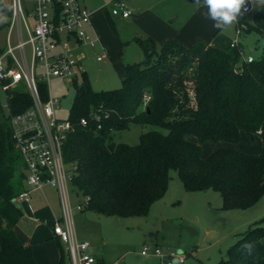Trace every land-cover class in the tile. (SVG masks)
<instances>
[{
	"label": "trees",
	"instance_id": "obj_1",
	"mask_svg": "<svg viewBox=\"0 0 264 264\" xmlns=\"http://www.w3.org/2000/svg\"><path fill=\"white\" fill-rule=\"evenodd\" d=\"M247 15H239L238 26L263 40L262 53L252 62L242 61L238 49L201 41L190 47L168 41L158 48L152 37H138L146 57L123 65L120 87L95 90L86 72L74 82L68 118L74 130L63 156L77 167L74 186L90 198L84 210L146 215L165 196L172 170L188 192H220L222 209L247 208L259 200L264 194V3L251 22ZM39 87L47 99L46 84ZM7 104L8 115L0 105V264H36L32 246L15 229L23 217L18 195L26 188V174L10 125L11 115L30 107L32 98L19 87L8 91ZM83 117L87 125L80 123ZM132 124L159 129L142 132L134 145L116 142L115 133ZM242 131L252 142L262 139L259 153L219 147L202 157V143H237ZM61 253L60 264H68L63 244ZM217 264H264V227L250 226Z\"/></svg>",
	"mask_w": 264,
	"mask_h": 264
},
{
	"label": "rangeland",
	"instance_id": "obj_2",
	"mask_svg": "<svg viewBox=\"0 0 264 264\" xmlns=\"http://www.w3.org/2000/svg\"><path fill=\"white\" fill-rule=\"evenodd\" d=\"M7 3L10 0H5ZM83 3V0H81ZM90 2V0H85ZM104 7L107 0H93ZM128 6L129 0H125ZM140 8L160 7L175 17L174 24L191 16L197 8L195 0H133ZM27 2V0H24ZM264 0H254L252 12L247 15L248 22L253 20L254 13ZM203 4V0H201ZM111 6L105 7L109 15ZM115 30L121 35L109 46H84L87 56L83 61L84 69L95 90L118 88L124 78V64L140 62L146 55L136 42L141 34L134 32L128 23H123L110 16ZM31 23V22H30ZM248 25H245V29ZM142 33V32H140ZM237 36V22L221 30L215 42L217 46L227 49L230 41ZM240 41L246 54L259 57L262 53L263 40L255 32L241 31ZM160 48L161 44H157ZM233 50V49H232ZM231 50V51H232ZM99 52H106L108 58L101 62L97 59ZM82 77L78 78L81 82ZM50 96L59 100L56 115L68 119L72 108L76 87L72 82L53 78L49 83ZM2 112L9 114L7 95L0 89ZM0 108V109H1ZM3 113H1L3 115ZM5 117V115H4ZM150 129H159L151 125L132 124L129 129L115 133L116 142L131 145L139 142L140 134ZM167 132L166 130H164ZM71 196L80 200L74 192L77 188L69 183ZM74 200V203H75ZM73 203V204H74ZM223 199L218 191L208 190L188 192L176 170L171 171V180L165 196L154 202L148 214L130 217H111L98 215L87 210L77 212L74 209L73 222L75 230L90 235L87 238L95 255L102 256L107 264L116 261L121 264H163V258L155 254L143 255L144 246L159 247L163 253L171 250H182L186 255L184 264H217L227 257L228 249L239 239L250 226L259 223L264 227V194L252 206L247 208L222 209ZM82 217L76 219V214ZM70 264V262H68Z\"/></svg>",
	"mask_w": 264,
	"mask_h": 264
},
{
	"label": "built area",
	"instance_id": "obj_3",
	"mask_svg": "<svg viewBox=\"0 0 264 264\" xmlns=\"http://www.w3.org/2000/svg\"><path fill=\"white\" fill-rule=\"evenodd\" d=\"M109 3L115 17L128 18L133 13L125 0H109ZM253 4L254 0H246L240 15L251 13ZM10 11L6 45L0 53V89L7 94L12 89L25 87L32 98L30 107L10 117L14 146L21 155L26 174V188L20 192L18 200L29 198L33 189L45 184L56 188L60 193L63 217L54 223L53 233L62 242L70 264H103L90 252V242L79 240L75 234L74 209L83 211L90 198L77 189L74 194L81 198L72 204L69 183L73 184L77 167L65 162L63 145L74 126L69 119L57 117L59 100L50 96L49 89L53 78L74 84L86 72L77 50L97 44L87 30L92 11L81 0H12ZM30 19L34 20L32 27ZM236 22L237 36L230 42V48L239 50L242 61L252 62L255 56H246L240 41L239 16ZM105 58V52L97 57L99 61ZM40 83L46 84L47 99L41 95ZM145 99L148 102L150 97ZM93 115L100 118L97 113ZM80 123L87 125L88 119L83 117ZM150 253L163 258V264L174 261L184 264L186 260V255L179 250L163 253L159 247L144 246L142 254Z\"/></svg>",
	"mask_w": 264,
	"mask_h": 264
},
{
	"label": "crops",
	"instance_id": "obj_4",
	"mask_svg": "<svg viewBox=\"0 0 264 264\" xmlns=\"http://www.w3.org/2000/svg\"><path fill=\"white\" fill-rule=\"evenodd\" d=\"M129 1L131 2L130 4L133 5L132 7L129 5L133 11L132 15L128 18H120L113 16L111 11H108L109 15L105 12V7L111 6L109 0H107L104 7L99 6L93 0H90V2L83 0V3L92 11L91 23L87 26V30L96 38L99 46L108 47L110 43L113 44L119 40V38L121 39V35L114 28L113 23H115V21L112 22L110 16L115 17L119 21L121 20L123 23H128L131 29L135 28V33L138 30L137 33L141 35H138L136 38L140 37L145 39L147 37H152L157 44H161V46L168 41H176L185 47H190L199 41L217 46L216 43H214L215 39L223 29L214 28V21L205 17V13H207L208 10L207 6H201L199 9L196 8L190 17L174 24L175 22L173 23V21H175V17H172L174 15L166 9L161 8V6H151L142 9L140 6L136 5L133 0ZM0 2H3L9 9L12 6V0L8 3L5 0H0ZM0 17L3 18V21L0 22L1 53L4 51L6 35L9 29L8 17L3 16L1 13ZM29 24L30 27H32L34 20L30 19ZM12 33L15 37L16 29H14ZM24 34L25 36L28 34L26 28H24ZM77 53L80 55L82 61L86 60L87 56L83 51V47H80ZM101 53L103 52H99L98 55ZM107 58L108 55L106 53V58L104 60ZM104 60H101V62H105ZM241 135L242 139L237 143H212L209 141L202 143V157L207 158L219 147H234L248 153H259L261 151L263 141L260 137H257L256 140L252 142L246 131H242ZM187 139L198 142V138L193 135L187 136ZM71 200L73 204L75 200L74 196H71ZM76 202L75 200L74 204H76ZM18 203L23 210V217L15 229L20 240L24 244L32 246L35 263L60 264L62 244L60 239L53 233L54 223L63 217V206L59 191L53 186L45 184L41 188L33 189L29 198L18 200ZM87 211L94 212L91 210ZM80 217H82L81 214L77 213L76 219ZM75 234L79 240H88L87 238L90 237L89 234L82 232L81 228L75 230ZM90 252L94 254L92 247H90ZM98 257L103 264H107L102 256Z\"/></svg>",
	"mask_w": 264,
	"mask_h": 264
},
{
	"label": "clouds",
	"instance_id": "obj_5",
	"mask_svg": "<svg viewBox=\"0 0 264 264\" xmlns=\"http://www.w3.org/2000/svg\"><path fill=\"white\" fill-rule=\"evenodd\" d=\"M196 7L207 6L205 17L214 21L213 27L217 29H227L230 27L241 14L242 7L246 0H195ZM3 18L0 17V22ZM173 264H177L176 261Z\"/></svg>",
	"mask_w": 264,
	"mask_h": 264
},
{
	"label": "water",
	"instance_id": "obj_6",
	"mask_svg": "<svg viewBox=\"0 0 264 264\" xmlns=\"http://www.w3.org/2000/svg\"><path fill=\"white\" fill-rule=\"evenodd\" d=\"M0 13L5 17H9L11 13L10 9L3 2H0ZM179 252H182V250H179Z\"/></svg>",
	"mask_w": 264,
	"mask_h": 264
}]
</instances>
